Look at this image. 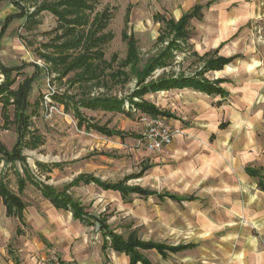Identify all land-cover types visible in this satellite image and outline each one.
<instances>
[{
  "label": "crops",
  "instance_id": "1",
  "mask_svg": "<svg viewBox=\"0 0 264 264\" xmlns=\"http://www.w3.org/2000/svg\"><path fill=\"white\" fill-rule=\"evenodd\" d=\"M197 5L202 9L190 20L189 37L184 49L178 52L184 56L182 63L174 61L171 67L156 70L154 78L171 68L170 74L175 76L194 77L204 72L203 78L221 92L210 94L194 88H174L147 94L144 99L164 112V117L180 131L166 152L152 153L156 157H148L138 172L122 180L108 181L92 173H81L65 187L80 175L88 174L104 183H124L126 187L146 191L147 195H124L95 183L69 188L94 185L104 192L118 194L125 205L139 201L134 221L117 228L110 223L112 215L91 213L81 199L68 193L91 218L104 219L124 240L135 235L142 242L185 246L178 252L167 251L166 256L155 249H139L151 264H264V190L259 187V178L249 173L252 170L264 177V0H184L167 19L178 21ZM19 13L11 1L0 2L2 25L8 17ZM23 22L26 23L25 17L10 23L1 41L0 60L8 43L11 51L19 48L16 38L9 40L8 36ZM220 59L231 61L221 67L219 61L215 68L206 71L210 60ZM129 108L126 103V109ZM128 135L111 138L125 140L139 136ZM2 174L7 179V173ZM31 185L50 206L53 220L49 215L48 219L58 230L44 227L43 231L39 219L35 218L38 225L27 217L28 204L22 196L28 183L23 193L19 192V186L18 193L11 189L26 204L22 219L8 215L0 196L3 217L19 222L16 237L20 239L15 242L30 237V233L26 235L27 229L37 231L33 240L21 248V253L13 249L14 241L5 243L0 232V252L9 264H37L41 259L75 260L78 264H131V257L112 247L111 239L105 237L94 219L89 225L81 222L71 210L55 207L36 185Z\"/></svg>",
  "mask_w": 264,
  "mask_h": 264
},
{
  "label": "rangeland",
  "instance_id": "2",
  "mask_svg": "<svg viewBox=\"0 0 264 264\" xmlns=\"http://www.w3.org/2000/svg\"><path fill=\"white\" fill-rule=\"evenodd\" d=\"M181 1L184 0H100L94 14L97 12L101 13L106 8H109L113 13L106 32H111L114 35V39L103 47L105 59L111 61L114 55L118 56L119 62L125 59L127 44L122 39V33L125 30L133 33L138 41L142 59L141 64H145L148 59L159 54L166 47V44H156V39L163 25L156 23L154 16L157 13H162L166 18H170L172 10L178 7ZM41 2L42 0L23 1L29 14L33 13L35 6L38 5L37 3ZM129 9L131 10L129 23L126 24L125 18ZM35 21L37 23L30 22L29 24L23 22L15 28L14 32L13 30L9 32L8 39L16 38L19 48H16L15 52L11 51L12 47L8 46L11 43H8L4 48V57L1 61L9 67L25 65L18 77L19 83L36 73L35 65H38L41 70L30 95L32 104L40 103L38 115L31 118L28 129L29 134L26 136L27 141L34 134L40 136L41 144L35 150L24 149L26 169L20 162L9 165L4 163V165L0 166V172L7 173L5 182L15 193H18L19 177L21 176L27 181L28 187L22 196L28 204L27 217L34 221H36L35 218L39 219L43 231L45 227L46 230L51 228L56 232L58 228L55 223L49 222L48 219L50 206L42 199L39 190L31 185V182H28L29 175L38 182L51 184L56 190L62 191L65 185L69 184L72 179L81 173H92L108 181L122 180L128 175L138 172L141 163L148 157L156 156L146 149L144 144L140 142V138L127 137L125 140L109 138L95 131H88L86 125L80 127L75 117L73 104L70 105L69 109H66L64 104L51 99V102H48L47 105L45 97L49 91V81L56 94L70 97L69 99H73V103L83 97H98L100 95L114 96L119 99L127 98L135 88L136 81L132 80L127 85L122 86L109 80L110 89H108L106 87L92 88L90 84H74L70 80L73 78L74 73L63 78V80H59V75L52 71L51 64L44 61L39 55L53 52L52 48H46V46L52 45L55 37L61 34V31L56 32L59 22L49 12L41 13ZM0 26H2L1 23ZM175 55L174 61L182 63L181 57L184 58V56L179 55L178 52ZM117 63L114 64L115 68H117ZM182 65L185 67V63ZM175 66H178V64L175 63ZM171 69H168L165 73L170 75ZM3 79L4 77L1 76L0 83ZM50 106L57 107V111L51 113L49 111ZM8 111L10 118L13 119L14 106H10ZM80 112L91 123L107 125L109 128L123 130L139 136L143 131V124L140 120L142 114L139 112H134L133 119H128L119 113L94 112L81 107ZM0 141L9 150L13 149L17 141L16 126L10 125L7 128L4 126L1 109ZM100 153L104 154L100 155ZM38 163H42L47 167L42 168ZM57 164L60 166H55ZM49 170L52 172H48ZM68 191L74 197L81 199L89 212H104L112 215L110 223L115 228L133 222L135 210L139 207L137 204L139 201L136 204L125 205L118 194L104 192L94 185L81 186ZM50 219H52L51 216ZM36 224L39 225L37 221ZM0 226L1 239L5 243L7 240L14 241L13 249L16 251H20L22 247H25L24 244L27 241H32L37 233L36 230L27 229L25 230L26 235L30 233V237H27L24 242H15L20 239V237H16V229L19 226V222L17 219H5L2 211H0ZM0 257L2 258H0V261L3 264H9V260L3 258L1 252Z\"/></svg>",
  "mask_w": 264,
  "mask_h": 264
},
{
  "label": "trees",
  "instance_id": "3",
  "mask_svg": "<svg viewBox=\"0 0 264 264\" xmlns=\"http://www.w3.org/2000/svg\"><path fill=\"white\" fill-rule=\"evenodd\" d=\"M7 1V0H0ZM19 10L20 13L15 16H10L2 25L0 31V53L2 50V38L8 29L10 23L15 18H26V23H37L35 19L43 12L53 14L59 24L56 32L61 31V34L55 37L52 45H47L46 48H52V53L39 54L44 61L50 63L52 71L59 75V80L74 73L71 82L74 84H90L92 88L106 87L110 89L108 81L127 85L132 80L136 81V86L132 93L127 98H117L114 96L100 95L98 97H83L76 103L73 99L67 96H60L55 94L53 100L65 105L66 109L70 108L73 104L75 117L78 120L80 127L86 125L88 131H95L106 137H121L129 136L128 133L109 128L107 125L99 123H91L80 112V107L92 110L103 111L109 113L123 114L128 118L134 117V111L142 115L151 117L165 116L164 112L160 111L155 105L146 101L144 97L151 92H158L162 90H170L174 88H194L206 93L221 92L220 89L212 85L207 79L203 78L204 72L194 77H185L184 74L175 76L174 74H166L154 78L156 70L171 67L176 58L175 52H181L184 49L185 41L189 37L187 30L188 24L193 17L198 16L202 7L196 6L193 11L184 14L180 20L175 21L167 19L165 15L157 13L154 20L163 25L160 29L159 37L156 44L164 45L166 47L156 56L151 57L145 64L142 63L138 41L133 33L127 30L123 31L122 39L127 44V53L125 59L118 61V56L114 55L111 61L105 59L103 47L114 39L111 32H106L113 13L109 8L103 12L95 13L96 7L100 0H42L37 3L35 11L29 14L24 6L23 1L27 0H9ZM38 2V1H35ZM130 9L126 15V24L129 23ZM94 14V15H93ZM220 61V66H223L231 61V59L210 60L206 65V71L215 68L216 64ZM117 63V68L114 64ZM25 65L20 66H5L0 60V78L4 77L0 83V109L4 126H16L17 141L12 150H9L4 143L0 141V165L15 164L20 162L26 169V158L23 154L25 148L35 150L41 144V137L35 134L31 136L29 141L26 140L30 120L33 116L38 115V108L40 103L32 104L30 102V95L33 90L34 83L39 77L41 70L38 65H35L36 73L24 79L21 83L18 82ZM16 74V75H15ZM90 87V88H91ZM138 99V101H136ZM126 103L130 108L126 109ZM14 106V118H10L8 108ZM34 106V107H33ZM33 107V108H32ZM32 108V109H31ZM132 136V135H131ZM140 138V136H138ZM40 167H47L42 163H38ZM58 166V165H55ZM48 172H52L49 170ZM249 173L259 178V187L264 190V177L260 176L257 172L249 170ZM5 175L0 173V196L7 207L8 215L23 218V211L26 204L21 197L15 194L7 182H5ZM28 182L36 185L43 196L47 198L55 207L73 212L74 218L80 220L85 224H92L91 219L99 223L101 231L105 237H109L112 242V247L117 251L126 252L131 257V264L142 262L143 264H151L144 258L139 249L151 250L155 249L163 256H166L167 251L178 252L185 249V246L169 247L163 244H156L152 242H142L131 236L129 240H124L123 237L115 234L102 218L90 217L85 211V208L75 200L68 190L72 186L79 185L80 183L96 185L104 189H112L120 191L124 195L130 193H139L147 195L148 193L141 188L126 187L124 183L110 184L104 183L100 179L82 174L76 178L70 185L66 186L64 190L58 191L54 187L41 183L28 177ZM27 181L23 177H19L18 186L19 192L23 193Z\"/></svg>",
  "mask_w": 264,
  "mask_h": 264
},
{
  "label": "built area",
  "instance_id": "4",
  "mask_svg": "<svg viewBox=\"0 0 264 264\" xmlns=\"http://www.w3.org/2000/svg\"><path fill=\"white\" fill-rule=\"evenodd\" d=\"M49 91L46 95V102H51L53 96L56 94L52 89L50 81L48 82ZM49 111L53 113L57 111V107L50 106ZM143 124V131L140 135V142L144 144L146 149L153 154H164L167 148L173 143L176 135L180 131L174 128L169 120L164 116L151 117L148 115H142L140 118ZM37 264H78L75 260L63 261L59 259L47 261L41 259Z\"/></svg>",
  "mask_w": 264,
  "mask_h": 264
}]
</instances>
